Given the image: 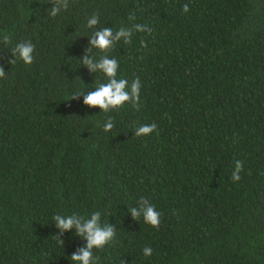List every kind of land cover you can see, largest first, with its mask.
I'll return each mask as SVG.
<instances>
[{"label": "trees", "instance_id": "1", "mask_svg": "<svg viewBox=\"0 0 264 264\" xmlns=\"http://www.w3.org/2000/svg\"><path fill=\"white\" fill-rule=\"evenodd\" d=\"M53 3L0 0V264H72L84 241L52 218L96 211L116 232L99 264H264V0H68L52 17ZM102 28L133 29L106 54L141 82L135 107L107 114L82 102L106 82L81 61L100 58ZM23 42L31 65L11 60ZM141 199L158 228L128 213Z\"/></svg>", "mask_w": 264, "mask_h": 264}, {"label": "clouds", "instance_id": "2", "mask_svg": "<svg viewBox=\"0 0 264 264\" xmlns=\"http://www.w3.org/2000/svg\"><path fill=\"white\" fill-rule=\"evenodd\" d=\"M68 0H54L53 6L48 10L52 17L59 15L62 11L67 10ZM183 12L189 11V6H183ZM99 18L93 15L88 19L86 27L88 29L96 28ZM146 26L137 24L134 26L135 32L146 31ZM133 35V29L120 28L113 31L111 28H102L93 33L89 38L90 49H95L101 53L97 59L94 55L85 54L82 63L85 67L94 73H100L106 82L100 83L95 90L87 94L80 93L74 98L83 94V105L88 108L99 109L105 114L114 109L123 108L129 104L136 106L140 100L141 82L138 78L131 80L118 78L119 61L116 58H110L106 53L113 48L118 42L129 43ZM11 42L9 35L0 34V43L8 44ZM34 45L31 42L18 43L12 48L11 60L15 59L24 65H31L34 59ZM6 72L0 68V78H3ZM114 128L111 117L103 125L104 132H111ZM156 130V124H143L135 129L136 137H147ZM243 170V163L239 160L234 161V170L231 173L233 182L240 180V173ZM131 217L136 220L142 218L143 223L158 228L161 223V213L156 210L155 205L150 204L147 200L137 201L135 207L127 208ZM53 224L57 230L58 236L75 229V234L84 241V245L73 252L69 257L72 264H99L98 258L93 255V250H99L109 244L116 235L115 227L107 224H101V213L93 212L88 216L62 215L57 214L53 218ZM63 245V240L58 239ZM143 256L148 258L152 255L153 249L146 246L142 250Z\"/></svg>", "mask_w": 264, "mask_h": 264}]
</instances>
